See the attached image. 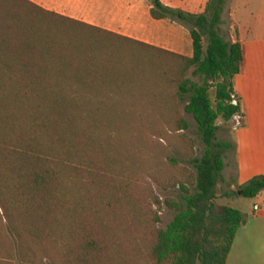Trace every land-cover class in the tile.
Wrapping results in <instances>:
<instances>
[{
    "label": "trees",
    "instance_id": "trees-1",
    "mask_svg": "<svg viewBox=\"0 0 264 264\" xmlns=\"http://www.w3.org/2000/svg\"><path fill=\"white\" fill-rule=\"evenodd\" d=\"M225 3L210 0L194 15L150 0L153 20L188 27L187 57L29 0H0V264H226L246 219L216 195L232 147L217 141V121L240 113L244 123L233 87L242 46L219 34ZM138 84L160 92L153 98L166 103L175 132L189 127L184 113L197 125L200 158L181 136L194 173L176 170L163 185L178 187L182 204L119 180L93 132L117 123L118 96ZM263 190L261 175L239 193ZM163 205L177 212L165 229L157 227Z\"/></svg>",
    "mask_w": 264,
    "mask_h": 264
},
{
    "label": "rangeland",
    "instance_id": "rangeland-1",
    "mask_svg": "<svg viewBox=\"0 0 264 264\" xmlns=\"http://www.w3.org/2000/svg\"><path fill=\"white\" fill-rule=\"evenodd\" d=\"M209 1L196 0L177 5L186 13L200 15L204 13ZM168 28L174 30L175 38L184 51L191 53L188 27L176 20L166 19L159 22L154 33L147 36L148 42L171 48V42L174 40L168 38L165 33ZM240 28L249 43L252 60L251 67L244 78L235 80V87L243 98L242 105L248 113V121L244 127L237 128H234L232 120L227 124L221 120L217 121V141L232 145L231 149L224 154L225 164L230 161V184L224 180L216 187L217 202L221 205L226 202L224 194L229 189L230 192L232 191L233 183L239 186L234 192H239V188L244 186L250 177V174L243 172V161L247 157H259L253 150H246L248 142L254 139L264 141V0H226L221 15L219 34L226 41H240ZM183 32L188 33V36L183 37ZM202 45L205 49L207 45L205 37H203ZM191 72L188 73L190 79H192ZM158 92V90L152 92L147 87H140L139 84L124 89L120 94L121 97L117 98L121 99L122 105H116L114 110L110 111V113L114 111L116 116L114 119L117 123L114 126L95 129L93 132L105 144L107 153L118 163V170H121L119 180L126 182V180L129 181L128 178H132L131 183L141 185L146 191L150 190L151 200L158 198L164 202L166 199H173L182 204V193L178 187L163 188V185L172 182L170 177L172 173L176 174V170L186 169L194 173L190 159L185 155L188 145L181 136L184 135L193 141L194 157H201L204 145L191 115L183 114L189 124L187 130L175 132L172 129L169 123L170 110L166 103H158L153 98L159 97ZM154 94L156 95L153 96ZM211 96L213 97V90H211ZM259 151L258 149L257 153ZM261 172H264V167L255 170V173ZM222 175L227 178L228 170L225 169ZM253 199L240 197L233 200L239 201L244 209L250 212L252 203L256 201ZM158 211L161 222L157 227L165 229L177 212L165 205Z\"/></svg>",
    "mask_w": 264,
    "mask_h": 264
},
{
    "label": "crops",
    "instance_id": "crops-1",
    "mask_svg": "<svg viewBox=\"0 0 264 264\" xmlns=\"http://www.w3.org/2000/svg\"><path fill=\"white\" fill-rule=\"evenodd\" d=\"M30 2L56 14L75 19L101 29L119 34L137 41L150 44L147 36L154 33L156 25L161 21L153 20L149 15L150 0H29ZM163 5L179 9V3H191L196 0H159ZM181 10V9H179ZM184 11V10H182ZM236 16V14H235ZM163 21V20H162ZM239 25V24H238ZM125 26V27H124ZM240 27V25H239ZM168 38H172L171 48L161 47L159 45L150 44L165 50L190 57L192 52L186 53L180 42L175 38L174 30L167 29L165 32ZM183 37L188 33L183 32ZM240 44L243 51V65L240 73L234 78L233 87L235 95L241 100L242 114H244V123L248 121V113L243 107V98L239 95L235 87L237 78L243 79L251 67L252 52L246 36L242 34L240 28ZM246 113V114H245ZM253 150L259 157H247L243 161V172L250 174L246 183L256 176L264 175V172L255 173V170L264 167V141L254 139L246 145V150ZM260 150L257 153V150ZM228 170V177L224 180L230 184V161L225 164ZM245 183V184H246ZM234 183L231 186V192L235 191ZM264 190L261 191L253 200L251 211L244 209L239 201L233 200L240 198L237 195L230 194L229 191L224 194L226 202L224 205L238 209L246 219L245 224L237 231L231 250L228 254L226 264H264ZM263 193V194H262ZM258 206V210L254 211V207Z\"/></svg>",
    "mask_w": 264,
    "mask_h": 264
},
{
    "label": "built area",
    "instance_id": "built-area-1",
    "mask_svg": "<svg viewBox=\"0 0 264 264\" xmlns=\"http://www.w3.org/2000/svg\"><path fill=\"white\" fill-rule=\"evenodd\" d=\"M231 104L236 106L238 105V99L235 95L231 96ZM232 121L234 123V128L240 127L242 125V116L240 115V113L236 114L233 118ZM258 210V206L254 207V211Z\"/></svg>",
    "mask_w": 264,
    "mask_h": 264
},
{
    "label": "water",
    "instance_id": "water-1",
    "mask_svg": "<svg viewBox=\"0 0 264 264\" xmlns=\"http://www.w3.org/2000/svg\"><path fill=\"white\" fill-rule=\"evenodd\" d=\"M240 194V193H239Z\"/></svg>",
    "mask_w": 264,
    "mask_h": 264
}]
</instances>
